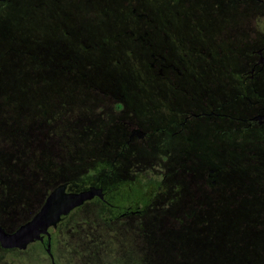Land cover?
Wrapping results in <instances>:
<instances>
[{"label":"flooded vegetation","instance_id":"1","mask_svg":"<svg viewBox=\"0 0 264 264\" xmlns=\"http://www.w3.org/2000/svg\"><path fill=\"white\" fill-rule=\"evenodd\" d=\"M0 8L19 22L27 19L23 13L35 20L39 54L50 47L56 55L38 58L39 75L53 76L56 92L73 93L69 82L81 79L87 92L108 93L114 101L116 94L95 81L113 76L108 65L122 63L123 49L125 60L149 72L150 128L134 113L114 121L105 137L90 134L88 156L95 162L76 192L100 188L103 198L81 206L99 201L115 218L150 223L147 237L167 257L163 264H219L222 221L231 230L236 219L230 161L264 160V0H0ZM74 48L86 49L80 60L90 54L87 64H63L73 62ZM115 110L128 106L115 102ZM254 138L263 144L258 151L237 150L236 143ZM224 139L227 151L212 148ZM224 158L231 168L226 186L221 169L199 162ZM64 184L75 192L69 182L55 188ZM221 187H227L225 201H219ZM225 206L230 212L220 216ZM253 235V242L237 247L233 241L229 248L264 264V246ZM37 242L47 247L48 239Z\"/></svg>","mask_w":264,"mask_h":264},{"label":"rangeland","instance_id":"2","mask_svg":"<svg viewBox=\"0 0 264 264\" xmlns=\"http://www.w3.org/2000/svg\"><path fill=\"white\" fill-rule=\"evenodd\" d=\"M24 14L27 19L21 23L14 20L8 8H0V224L9 232L30 220L60 182H69L70 191L82 188L95 162L88 156L90 134L105 137L114 121L134 113L150 128V74L143 65L125 60L127 49H123L121 64L108 65L113 67L110 70L113 76L95 81L100 89L116 94L114 101L108 93L87 92L81 79L69 82L75 89L73 93L56 92L59 86L53 82V76H40L42 68L38 64V58L51 61L56 55L50 47H43L44 54H39L35 20ZM17 15L20 19L21 14ZM85 50L74 48L73 62L63 61V64L72 67H77L78 62L87 64L90 54L80 60L81 55H86ZM115 102L127 104L128 111L115 110ZM249 140L236 143L237 150L241 152L250 146L251 151H258L263 146L257 138L250 143ZM211 146L223 151L231 147L227 139ZM228 161L226 158L199 160L205 169H221L220 180L224 186L230 178ZM230 162L234 163V185L238 186L234 192L230 189L238 195L234 197L236 219L231 230L227 228L228 222L222 221L221 231L225 234L219 239L223 249L218 263L254 264L255 257L232 253L229 246L233 241L237 247L253 242V233L259 238L256 242L264 246V160L263 164L256 165L257 160L240 156ZM253 165L255 170L249 172L248 167ZM247 175L251 176L250 187H245ZM220 189L219 201L227 200V187ZM260 193L263 196L257 195ZM222 210L220 216H225L230 207ZM149 226L150 223L141 222L139 217L115 218L103 203L90 201L51 228L54 262L46 251V244L35 242L24 250L5 249L0 245V264L166 263L167 257L157 254L147 237Z\"/></svg>","mask_w":264,"mask_h":264},{"label":"water","instance_id":"3","mask_svg":"<svg viewBox=\"0 0 264 264\" xmlns=\"http://www.w3.org/2000/svg\"><path fill=\"white\" fill-rule=\"evenodd\" d=\"M95 196L103 198L102 189L90 188L80 192H68L65 184L56 187L47 196L38 212L13 232L7 231L0 224L1 247L24 250L37 241H44L46 236L48 239L47 253L54 261L51 228H55L63 216Z\"/></svg>","mask_w":264,"mask_h":264}]
</instances>
